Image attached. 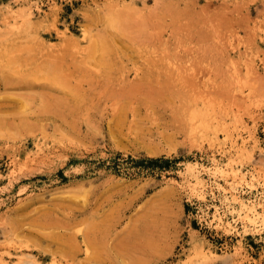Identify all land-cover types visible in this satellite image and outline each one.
Returning a JSON list of instances; mask_svg holds the SVG:
<instances>
[{
	"label": "rangeland",
	"instance_id": "obj_1",
	"mask_svg": "<svg viewBox=\"0 0 264 264\" xmlns=\"http://www.w3.org/2000/svg\"><path fill=\"white\" fill-rule=\"evenodd\" d=\"M260 185L264 0H0V264H264Z\"/></svg>",
	"mask_w": 264,
	"mask_h": 264
},
{
	"label": "built area",
	"instance_id": "obj_2",
	"mask_svg": "<svg viewBox=\"0 0 264 264\" xmlns=\"http://www.w3.org/2000/svg\"><path fill=\"white\" fill-rule=\"evenodd\" d=\"M209 186H205L202 187L201 189L203 190L204 195L207 194H212L213 191H218V186L214 185L213 186V190L209 189ZM215 189V190H214ZM243 189H248V194H250L249 197H251L250 199L252 200V202H255L257 204L264 202V186L260 185L257 188H253L252 191L250 190V188L248 187H243ZM220 191V189H219ZM188 196H190V199H187V202L195 205L196 207H198L195 203L196 200H198V196L195 195H191L190 193L188 194ZM196 198V199H195ZM199 201V200H198ZM212 202V201H211ZM211 205V207H209ZM226 204L223 205H218V213H216V208L214 207L213 204H209V206L205 205L204 207H200L198 208V213L196 216V221L198 224L207 227V228H212L215 230H222L225 229L226 224L230 223L231 224V228H229V226L227 228H229L230 230H236V229H240L241 231H244V227H242L243 225H250L249 228L251 229L248 234L250 233H254L256 235H264V226L262 223H260V221H256L255 223H250L248 221H244L243 219V213H237V212H231L232 209H227V206H225ZM261 206L258 205L257 209H260ZM233 230V231H234Z\"/></svg>",
	"mask_w": 264,
	"mask_h": 264
},
{
	"label": "bare ground",
	"instance_id": "obj_3",
	"mask_svg": "<svg viewBox=\"0 0 264 264\" xmlns=\"http://www.w3.org/2000/svg\"><path fill=\"white\" fill-rule=\"evenodd\" d=\"M30 13V12H29ZM28 13V14H29ZM30 16V15H29ZM92 49V48H91ZM90 50V49H89ZM93 50V49H92ZM96 51V50H95ZM94 52V51H93ZM101 63H103L101 61ZM206 123V122H205ZM205 123H202L199 125V127L197 128V131L202 133V134H205V136H208L209 135V126ZM199 170L197 169V166H196V162L192 161V162H189V164L187 165L186 167V170H185V174L184 175H193V181L191 182V186H190V189H187L189 190L188 193H190L191 195H195V196H198L199 198H204V193H203V190L201 189L203 186H204V182L201 180V178H199V174L197 173ZM201 173V172H200ZM239 174V173H237ZM235 175V174H234ZM236 176V175H235ZM241 176V175H240ZM183 177V176H182ZM185 177V176H184ZM173 179V178H172ZM190 179V177H189ZM234 179V178H233ZM235 179H237L235 177ZM242 179V178H241ZM172 181V180H171ZM186 181V180H185ZM180 182V181H179ZM206 182V181H205ZM238 182V180L236 181ZM172 184V183H171ZM177 184V183H176ZM175 184V185H176ZM185 184V183H184ZM190 184V183H189ZM233 184V183H232ZM179 186V185H178ZM183 186V185H182ZM186 186V185H185ZM235 186V185H234ZM174 187V186H173ZM172 186H170V190H174ZM189 187V186H188ZM237 188V186H235ZM181 188V187H180ZM176 189H179V188H176ZM175 193V192H174ZM173 193V194H174ZM187 193V194H188ZM234 194V193H233ZM232 194V195H233ZM171 195V194H170ZM233 197V200H236L238 199V203H239V208L240 210H243L245 212V216L246 218L249 220V221H253L255 219V215H257V206L260 204H257L255 202H252V200L249 201L250 199L247 200V198H239L240 196L235 193ZM236 208V206H235ZM234 210V209H233ZM239 211V210H238ZM242 212V211H241ZM239 212V213H241ZM216 213H218V210L216 208ZM259 213V212H258ZM244 214V213H243ZM263 214V213H262ZM259 218V217H258ZM257 218V219H258ZM261 218V217H260ZM259 218V219H260ZM244 221H245V218H243ZM263 220V218H262ZM255 222V221H253ZM251 223V222H250ZM229 226V228H231V224L228 223L226 224L225 226V229H229L227 228ZM250 225H243L242 227H244V232H249L251 229L249 228ZM264 226V225H263ZM235 232V231H234ZM237 233V231H236ZM199 246L197 248V252L190 256L186 261H184L182 264H210V262H212L214 259H215V253L214 251L213 252H209V251H205L204 247L198 242ZM206 248V247H205ZM24 259V258H23ZM21 261V260H20ZM5 264V263H4ZM19 264H37L34 260L32 259H24L22 260Z\"/></svg>",
	"mask_w": 264,
	"mask_h": 264
}]
</instances>
